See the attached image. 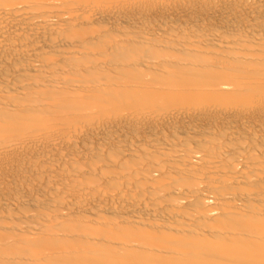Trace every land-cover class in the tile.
I'll list each match as a JSON object with an SVG mask.
<instances>
[{"label": "bare ground", "instance_id": "6f19581e", "mask_svg": "<svg viewBox=\"0 0 264 264\" xmlns=\"http://www.w3.org/2000/svg\"><path fill=\"white\" fill-rule=\"evenodd\" d=\"M0 264H264V0H0Z\"/></svg>", "mask_w": 264, "mask_h": 264}]
</instances>
